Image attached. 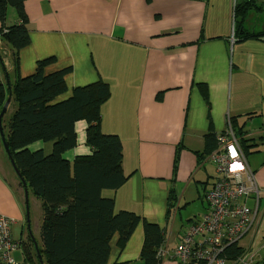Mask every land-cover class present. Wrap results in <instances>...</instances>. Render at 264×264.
<instances>
[{
	"label": "crops",
	"instance_id": "1",
	"mask_svg": "<svg viewBox=\"0 0 264 264\" xmlns=\"http://www.w3.org/2000/svg\"><path fill=\"white\" fill-rule=\"evenodd\" d=\"M184 1L196 5L195 9L203 12L198 37L192 39L183 31L178 39L166 38L150 47L153 38L177 32V28L175 24H156L148 15L139 14L148 5L145 0H96L100 7L104 5L101 10L111 11L105 31L101 28L96 30L99 24L95 19L88 22L85 15L91 13L81 8L79 0H28L24 6L31 41L19 53L21 76L34 71L36 60L54 56L55 63L45 70L50 72L71 65L72 71L66 77L69 90L99 78L109 85V98L100 110L101 130L120 138L121 165L127 178L118 189L103 190L102 195L113 199L114 211L133 212L157 223L164 231L166 227L155 220L164 215L165 209L167 212L169 191L170 198L176 200L175 190L180 191L185 177L182 173L186 168L189 174L188 162L178 165L177 161L175 169L172 168L175 146L182 145L181 142L176 145V142L186 135H197L196 142L189 143L188 149L193 155L203 150V135L208 122L196 83H204L207 87L214 133L224 129L225 118L230 116L239 137L251 143L264 137V37L239 40L233 36L234 0H230L231 26L228 31L203 34L207 12L200 2L209 4L210 0ZM15 21L13 10L7 9L5 25ZM151 24L155 27L153 31H142ZM177 25L181 27L180 22ZM244 27L251 31L264 30L250 28L246 19ZM128 29H134L144 39L138 43L137 35L134 32L130 35ZM132 46L139 51L133 57L137 67L133 69L130 66L129 69L133 70H126L124 59L127 58L121 55L133 50L129 48ZM142 80L147 81L144 88ZM0 82H3L1 78ZM158 92H161L160 100L155 99ZM69 94L70 91L65 95ZM84 125L82 121L75 124L78 142L83 141ZM30 147L43 149L45 153L50 150L49 143L36 142ZM78 150L67 153V157L71 158ZM201 159L206 160V156H196V163ZM252 165L256 167L258 163L252 160ZM13 173L14 177L9 168H2L0 215L20 219L24 200L17 175ZM177 207L178 203L173 208L174 212ZM256 218V229L260 235L258 226L261 218ZM139 224L141 227H137ZM139 224L122 250L117 249L115 239L111 241L108 264L143 263L139 260L141 237L143 239L142 224ZM185 229L176 235L175 245ZM169 231L172 234L170 228ZM239 245L248 249L243 240ZM174 246H170V251ZM251 251L257 258L258 246ZM256 258L254 261L260 256ZM161 264L176 263L168 254Z\"/></svg>",
	"mask_w": 264,
	"mask_h": 264
},
{
	"label": "trees",
	"instance_id": "2",
	"mask_svg": "<svg viewBox=\"0 0 264 264\" xmlns=\"http://www.w3.org/2000/svg\"><path fill=\"white\" fill-rule=\"evenodd\" d=\"M26 1L0 0V66L4 80L9 82V87L5 81L0 82V110L10 93L9 104L1 118V129L19 173L18 182L21 184L19 178L25 181L28 197L30 194L39 201L41 211L37 250L28 232L24 239H17L18 242L13 239L11 227L15 219L12 218L14 222H10L9 230L12 241L17 244L14 251L20 249L21 260L34 264H108L111 241L115 239L117 249L122 250L141 223L143 240L139 259L144 264H159L156 252L163 242L162 228L133 212L114 211L113 199L102 195L103 190L118 189L127 178L121 165L120 138L101 130L100 110L109 98V85L97 79L73 87L70 95L62 98L67 90L64 77L72 68L67 66L46 72L45 66L55 63L54 56L37 60L31 74H19V53L31 41L24 6ZM256 1L234 0L233 36L239 40H260L264 36V30L251 31L244 27L246 11L261 12L264 9V4ZM8 7L14 9L16 21L6 26ZM3 51L9 52V57ZM4 58L9 60L10 70L5 69ZM196 85L202 100L209 106L206 85ZM160 98L161 92L156 93L155 99ZM11 105L13 110L5 116ZM207 118L203 150L200 154L195 153L198 157L208 155L216 147L209 114ZM80 121L85 125L83 141L78 142L75 124ZM246 141L249 140L243 142ZM36 142L49 143V152L45 153L43 149L30 151L28 146ZM179 147L175 148L173 155V170ZM76 148L79 150L68 158L67 153ZM5 159L13 170L6 154ZM18 187L23 196L22 184ZM170 194L171 191L167 196L166 218L173 205ZM22 198L24 200V196ZM243 252L244 248L238 244L230 246L227 252L229 262ZM255 264H264V254Z\"/></svg>",
	"mask_w": 264,
	"mask_h": 264
},
{
	"label": "rangeland",
	"instance_id": "3",
	"mask_svg": "<svg viewBox=\"0 0 264 264\" xmlns=\"http://www.w3.org/2000/svg\"><path fill=\"white\" fill-rule=\"evenodd\" d=\"M145 2L148 5L145 6L144 9L141 10L139 14L148 15L149 17L152 18L153 21L156 22V24H161V25H166V26L175 24L176 25L175 28H177V32H173L169 35H165L160 38H153L152 39L153 41H151L150 43V47H154L155 45H158L159 42L166 40V38L176 37L178 39L179 35L183 31L186 35L193 37L192 39L198 37L199 31H201L200 24H201V19H203V12H201L198 9H195L197 8L196 5L186 3L184 0H152V2L150 0L149 2L147 1ZM256 2L264 4V0H257ZM78 3H80L81 8H84L85 10L91 13V14L85 15L86 18L89 19L88 22L92 21V19H95L96 24L97 25L99 24L98 25L99 27L96 30H99L101 28L102 31H105L106 30L105 27L108 25L109 15H111L110 9L109 11L101 10L104 7V5L100 7L99 4H97L99 2H96V0H79ZM200 3L203 4L207 12L206 17L204 19L203 34H205L206 32L228 31V29L231 26L232 2L230 0H210L209 4H206L205 1H201ZM189 7L192 8V10H189L188 9ZM10 8L13 10V14H15L14 9L12 7H8V9ZM115 11H116V8H115ZM158 13L160 16L158 15ZM244 19H246L248 26L250 28L256 29V30L264 29V9L261 12L256 11L254 9L246 11ZM177 22H180V25H181L180 28L178 27ZM154 28H155L154 24H151L147 28L142 29V31L144 32L153 31ZM128 32L130 33V35L132 32H134L137 35L136 41L138 43H140L141 40L144 39V36L138 35L137 32L134 31V29H128ZM129 48L133 50L122 52L121 56L125 55L127 58V60L124 59V61L126 62V67H127L126 70H133L137 67V62L133 57L139 54V51H137V49L134 46L129 47ZM50 65L51 64L45 66V68L49 67ZM67 66L71 67V65H64L60 67V69L65 68ZM130 66H133L134 68L129 69ZM0 76H1L0 77L1 80L5 81L6 83V80H4L3 78V72H2L1 66H0ZM66 77L67 76L64 77V80H65V86L67 87ZM146 82L147 81L142 80L141 85L143 88L147 85ZM77 86H80V85H76L75 87ZM69 91L71 90H69L67 87L66 92L63 95H61V97L65 98L69 96L70 94L65 95ZM208 101H209V96H208ZM202 102L205 106L206 120L208 122L207 114L210 115V108H211L210 101H209V106H207V104L203 100ZM12 110H13V106L11 105L9 106L5 116H8ZM227 125L232 127L230 116H226L225 118V126ZM206 132H207V128H206ZM212 132H213V128H212ZM233 132H234V136L236 137L238 141L240 149L243 152L244 150L247 151L248 163L250 162L249 164L250 167L252 168V170L254 169L253 177L259 188V197H260V203H259L260 205H259V209L257 212V217L261 218V221L258 226L260 230L259 238H261V237H264V141H262V138L264 137H261L260 140H255L254 143H251L248 141L243 142L245 139L241 136L239 137V135L234 130ZM104 134H114V133H104ZM196 138H197V135L189 134V135L184 136L183 138H179V140L176 142V145L179 142L182 143V145L178 144V146H180L178 151H180L181 149L179 156H178V165L181 164L182 162H188L189 163V174L188 172H186V169H187L186 168L184 172L182 173V175H185V177L183 178V182L181 183L182 185H180V191H178L177 189L175 190V194L177 195L175 204L178 202V207L175 210V212H174L175 206L173 207V205L175 204H173L169 208L170 210H169L168 218H166L167 212L165 209L164 215H162L161 218H158L157 220H155L161 226L166 227V235L169 234V228L172 230V235L169 240L170 246L175 245L174 241H175L176 235L180 234L184 230L186 225L192 219L199 218L202 215V213L205 211L206 202H205L203 194H204V191H206L210 187V184L216 178V172H215L214 165L209 161L208 155H206L207 160L201 159L199 163H196L195 161L196 155L195 154L193 155V153L188 149L189 143L194 144L196 142L195 141ZM35 144L36 143L29 145L28 149L30 151H33V149H31L30 146L35 145ZM203 145H204V140H203ZM176 147L177 146H175V148ZM202 148L200 150H202ZM0 159H1L0 175L3 176L2 168H9L11 172V176L14 177L13 171L11 170L9 165L6 163L7 161L5 159V152L4 150H2L1 143H0ZM252 160L258 163L256 167H253ZM171 176H172V173H171ZM14 181H16V179ZM166 184H169V183L167 182ZM18 185L20 186L21 184L18 182ZM28 200H29L28 201L29 203V228H30V232L33 238L36 241H38L39 240V225H40V217H41L39 201H37L35 197H33L30 194H29ZM248 203L249 205L253 207L252 201L249 200ZM137 227H141L140 224ZM26 232H27V228H26L25 209L23 208V212H22L20 219H15V223L11 227V235L13 239L15 240L20 239V238L24 239L26 237ZM142 240L143 239L141 237L140 242H142ZM19 252H20V249L14 251L13 254L11 253V256L15 259V261H18V262L21 261V256ZM263 254H264V248L259 250V253H257V258H259V256L261 257ZM255 258L256 256L253 257L251 260H248L247 263L255 264L257 262V260L254 261ZM109 260L111 259L109 258Z\"/></svg>",
	"mask_w": 264,
	"mask_h": 264
},
{
	"label": "built area",
	"instance_id": "4",
	"mask_svg": "<svg viewBox=\"0 0 264 264\" xmlns=\"http://www.w3.org/2000/svg\"><path fill=\"white\" fill-rule=\"evenodd\" d=\"M4 53L9 57L7 51ZM4 60L5 69L10 70L9 60ZM230 127L227 125L215 134L216 147L210 151L208 159L213 162L216 178L212 186L204 191L205 211L188 223L180 241L174 246L178 264H191L195 256L200 264H248L247 261L256 256L254 251L244 249L234 261L229 262L231 259L227 255L230 246L240 244L237 237L241 233V221L256 223L259 208L257 191L256 196L249 198L253 204L250 210L244 203L256 184L253 174L244 163V152ZM236 198L243 200L237 206ZM10 222L14 220L0 215V264H34L15 261L11 256L17 244L10 236Z\"/></svg>",
	"mask_w": 264,
	"mask_h": 264
},
{
	"label": "bare ground",
	"instance_id": "5",
	"mask_svg": "<svg viewBox=\"0 0 264 264\" xmlns=\"http://www.w3.org/2000/svg\"><path fill=\"white\" fill-rule=\"evenodd\" d=\"M213 122H211L212 124ZM230 129L233 131V128L230 127ZM180 151L177 152V155L179 156ZM207 160V159H206ZM210 161V160H209ZM212 164L213 162L210 161ZM244 163L246 165V167L250 170V172L253 174L254 171L252 170V168L250 167L248 160H247V153H244ZM256 184V182H255ZM256 191H257V196H258V201L260 203V197H259V188L256 184L255 189H252L249 191L248 195H247V199L244 202L245 205L247 206V208L250 210L252 208L251 205H249L248 201L250 200L249 198L252 196H256ZM174 199H170V202H172L173 204H175V201L173 202ZM243 200L241 198H236L235 199V205H239ZM178 203V202H177ZM177 203L175 205H177ZM258 203V205H259ZM241 225L242 228H240L241 233L240 235H238L237 240L241 241L243 240L244 243L246 244V246L248 247V251L251 250V248L258 246V250H261L264 248V237H260L257 229H256V223L255 222H251V223H245L243 221H241ZM163 230V229H162ZM171 232L169 231V234L166 235V230H163V242L161 243V245L158 247L157 252H156V257L160 260L159 264L162 263L163 259L170 254L172 256V258L174 259L175 263L178 264L176 258H175V253H174V248H172V250L170 251V244H169V240L171 238ZM192 254H190L191 256ZM191 264H200L198 257L195 256L194 259H192Z\"/></svg>",
	"mask_w": 264,
	"mask_h": 264
},
{
	"label": "water",
	"instance_id": "6",
	"mask_svg": "<svg viewBox=\"0 0 264 264\" xmlns=\"http://www.w3.org/2000/svg\"><path fill=\"white\" fill-rule=\"evenodd\" d=\"M6 86L9 87V82L8 80L6 79ZM9 101H10V93L8 94L5 102L3 103L2 105V108L0 110V142L2 144V147L4 149V152L5 154L7 155L8 159H9V162L13 168V170L15 171V174L19 177V173L18 171L16 170L15 168V165H14V162H13V159L11 158V154L7 148V144L5 142V137L3 136V133H2V129H1V118L6 110V107L7 105L9 104ZM21 184H22V187H23V196H24V207H25V218H26V227H27V232L29 233V236L33 242V245H34V248L35 250H37V242L36 240L33 238V236L31 235V232H30V228H29V203H28V193H27V189H26V186H25V181L22 179V178H19ZM38 259L39 258V255H38Z\"/></svg>",
	"mask_w": 264,
	"mask_h": 264
}]
</instances>
